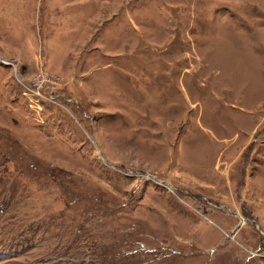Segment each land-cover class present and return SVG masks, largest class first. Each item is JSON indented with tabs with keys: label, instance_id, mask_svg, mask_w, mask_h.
Returning <instances> with one entry per match:
<instances>
[{
	"label": "rangeland",
	"instance_id": "obj_1",
	"mask_svg": "<svg viewBox=\"0 0 264 264\" xmlns=\"http://www.w3.org/2000/svg\"><path fill=\"white\" fill-rule=\"evenodd\" d=\"M0 264H264V0H0Z\"/></svg>",
	"mask_w": 264,
	"mask_h": 264
}]
</instances>
